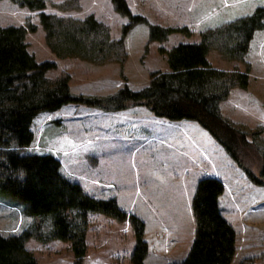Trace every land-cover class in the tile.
<instances>
[{"label": "rangeland", "instance_id": "rangeland-1", "mask_svg": "<svg viewBox=\"0 0 264 264\" xmlns=\"http://www.w3.org/2000/svg\"><path fill=\"white\" fill-rule=\"evenodd\" d=\"M45 14L84 19L88 15L108 29L113 40L123 38L124 62L110 59L94 64L76 58L55 57L44 40L40 11H31L9 0H0V26L26 28L24 42L36 62L50 61L54 78L69 76L74 96L104 97L124 86L140 90L152 72H168L166 55L179 43H197L200 33L250 15L264 0H125L132 15L145 22L131 26L110 0H44ZM175 27L185 32L170 34L163 42H149V26ZM189 33V34H187ZM207 60L224 71L247 72L245 89L235 87L220 105L223 117L247 132L264 154V30H257L242 62L229 61L212 49ZM32 142L25 153L51 155L59 162L60 174L77 183L90 197L113 199L127 214L144 224L147 243L145 264L182 261L193 242L195 220L192 198L204 177L218 179L223 192L218 198L221 216L236 233V250L230 264L257 255L264 264V186L252 182L225 150L196 122L158 118L143 106L106 111L94 106L65 104L37 114L30 125ZM249 168L258 175L260 159L249 152ZM35 220L23 205L0 197V235L32 236L25 248L37 264H72L68 242L40 240L49 230L44 220L34 230ZM134 234L130 223L89 213L86 254L82 264H131Z\"/></svg>", "mask_w": 264, "mask_h": 264}, {"label": "trees", "instance_id": "trees-1", "mask_svg": "<svg viewBox=\"0 0 264 264\" xmlns=\"http://www.w3.org/2000/svg\"><path fill=\"white\" fill-rule=\"evenodd\" d=\"M9 1L40 11L44 40L55 57L94 64L115 59L123 64V38L113 40L108 29L94 16L57 17L41 12L44 0ZM110 1L117 13L130 18V23L123 27V36L131 26L145 22L143 17L131 14L125 0ZM257 30H264V6L256 7L250 15L201 32L197 43L161 48L169 71L152 72L142 89L124 86L112 95L83 97L70 94L67 73L54 78L46 76L55 64L36 62L28 53L25 27L0 26V197L21 203L25 215L35 220L34 230L42 221H48V232L35 237L68 242L72 264H82L86 254L89 213L119 222L127 220L135 241L130 263L145 264L148 247L144 224L139 218L122 211L113 199L101 200L85 194L77 183L60 174L59 162L51 155L24 152L32 142V120L41 112L54 111L65 104L94 106L106 111L143 106L158 118L196 122L252 182L264 186V154L258 152L254 142L247 141L245 130L222 116L219 108L231 89L247 87L248 74L214 68L207 60L209 51L215 49L226 60L242 62ZM185 31L151 25L148 38L150 43L163 42L170 34ZM263 131L264 126L252 134ZM249 152L260 159L258 175L249 168ZM222 192L223 185L218 179L204 177L198 182L191 202L196 224L193 242L182 261L168 264H230L236 250V233L219 212L218 198ZM31 236L27 232L0 235V264H37L25 248V241ZM258 258L248 256L239 264H256Z\"/></svg>", "mask_w": 264, "mask_h": 264}]
</instances>
